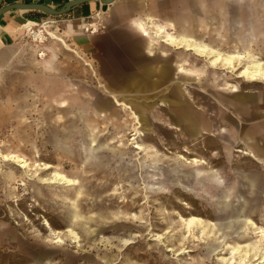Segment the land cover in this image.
Returning <instances> with one entry per match:
<instances>
[{
    "label": "rangeland",
    "instance_id": "rangeland-1",
    "mask_svg": "<svg viewBox=\"0 0 264 264\" xmlns=\"http://www.w3.org/2000/svg\"><path fill=\"white\" fill-rule=\"evenodd\" d=\"M123 1L127 0L120 3ZM148 2L145 12L151 9ZM109 6L97 12L100 19L94 13L75 20L76 31L94 33L90 23L97 24L95 33L107 30ZM249 8L241 6V19L245 20ZM63 23H51L50 28L59 24L61 30L66 26ZM256 39L254 44H234V40L231 44H210L223 54L244 55L234 59L235 70L222 63L217 68L207 67L206 59L191 51L164 44H158L157 49L167 52L173 68L184 63L191 69L203 70L204 87L198 79L187 77L184 88L190 101L206 110L215 104L213 96L220 95L218 85L226 83L236 84L238 93L258 94L264 99V82H247L236 76L239 68L253 59L264 62V39ZM70 45L82 59L61 44H56L51 56L53 51H38L46 53L39 58L51 57L60 63L62 76L55 79L59 88H70L90 102H100L104 91L97 81L105 80L84 65L88 60L98 69L95 53L91 48ZM117 51L113 56L119 58L122 52ZM210 55L207 54L211 60ZM34 81L28 79L27 94L11 105L0 97V264H260L254 255L264 247V238L243 219L252 218L259 226H264V220L259 214L250 216V210L231 209L235 172L253 170L264 175V167L238 151L245 149L243 143L230 144L210 134L186 140L174 128L166 129L165 107L153 105L163 98L151 90L147 95L123 97L146 108L149 128L145 133L141 122L138 128L131 129L133 121L128 120L126 112L111 105L106 119H116L114 114V118L108 116L113 110L119 121L127 120L129 129L114 143L106 144L104 139L121 135L122 131L108 129L100 122L93 128L100 139L92 136L89 143L81 144L79 135H75V153L68 158L54 142V125V129H46L40 120L39 90ZM158 133L165 144L156 143ZM234 134L231 127V141ZM141 137L148 146L141 144ZM137 143L142 149L134 146ZM2 154H18L28 166L4 160ZM47 163L51 164L48 168ZM56 172L71 178L73 184L54 182ZM192 215L212 220L217 226L208 227L204 233L193 226L189 233L180 216ZM261 216L264 219V214ZM128 240L132 242L128 244ZM232 246L240 247L241 252L232 253ZM245 251H250L246 259L242 254ZM37 254L41 256L40 263L35 262Z\"/></svg>",
    "mask_w": 264,
    "mask_h": 264
},
{
    "label": "crops",
    "instance_id": "crops-1",
    "mask_svg": "<svg viewBox=\"0 0 264 264\" xmlns=\"http://www.w3.org/2000/svg\"><path fill=\"white\" fill-rule=\"evenodd\" d=\"M68 1L70 0H0V8L12 3H36L60 9ZM120 1L114 0L106 4L101 0H88L72 6L62 15H50L28 8H12L1 14L0 97H4L6 105L25 96L28 79L35 80L33 85L39 90L40 120L46 129L54 125L55 129L51 128L56 132L54 142L59 152L71 158L76 146L74 136L79 135L81 144L89 143L92 136L100 139L93 130L100 122L106 124L108 129L122 131L121 135L104 139L106 144L114 143L123 136L124 130L129 129L127 120L119 121L117 114L112 113L115 112L113 110L108 116L114 118L115 115L116 119H111V122L106 119L111 105L126 112L128 120L133 121L131 129L138 128L141 122L145 133L149 128L146 108L123 97L147 95L152 90L163 98L153 105L165 107L166 129L174 128L175 133L179 131V135L186 140L210 134L223 138L230 144L241 142L245 149L238 148V151L264 167V99L258 94L238 93L236 84L226 83L224 86L218 85L220 95L213 96L216 105L204 110L199 103L193 104L190 101L184 88L187 77L198 79L204 87L206 83L203 82V70L191 69L184 63L173 68L171 61L167 60V52L157 49L158 44H164L191 51L197 57H204L207 67L217 68L218 63L212 65L209 56L199 54L188 48V45L219 51L210 44H231V40L235 41L234 44H254L256 38L264 39V0H148L151 9L147 12L143 11L146 0H127L122 4ZM108 5L111 12L107 17V30L92 34L76 31L75 20H84ZM241 6L250 7L245 20L240 18ZM122 19L126 21L122 22ZM59 20L66 26L58 30L59 24L56 28H50L49 25L51 36L45 43L31 39L25 31L28 22L49 24ZM208 26L212 30H207ZM158 29L164 30L163 37L154 34ZM166 36H173L181 44H168L162 40ZM56 44H61L79 58V51L70 44H78L84 50H93L98 69H94L88 60H84V65L88 70L91 69L93 75L97 77L99 74L105 80L97 81V86L104 91V94L100 93V102L96 99L90 102L81 94L71 92L70 88H59L55 79L62 76L59 74L60 63L50 59L51 57L40 59L38 54V51L44 49L46 53L53 51L50 56L53 55ZM118 49L122 52L119 58L113 56ZM248 56L253 57L251 54ZM224 67L231 70L226 65ZM236 76L247 82H264L262 79L248 80ZM221 122L228 125L224 126ZM242 122L248 126L240 124ZM231 127L235 132L232 141ZM158 134L156 143L165 144V139ZM142 137L141 144L144 145ZM201 166L204 167L203 164ZM262 199L264 175L253 170L236 171L231 181V209L250 210V216L259 214L260 220H264L261 218L264 214Z\"/></svg>",
    "mask_w": 264,
    "mask_h": 264
},
{
    "label": "bare ground",
    "instance_id": "bare-ground-1",
    "mask_svg": "<svg viewBox=\"0 0 264 264\" xmlns=\"http://www.w3.org/2000/svg\"><path fill=\"white\" fill-rule=\"evenodd\" d=\"M96 18H101V15L99 13L96 14ZM50 24H47L45 22L38 24L35 22H28L25 25V31L32 36V39L35 41L39 42H44L47 38H50L51 32L49 28ZM92 32H96L98 27L96 23H92ZM36 27H38L36 29ZM163 29H158L156 33H154L156 36L163 37ZM167 37V36H166ZM163 41L167 42L168 44H181L180 42L176 41V39L173 36H168L166 39H162ZM190 44V43H189ZM188 48H192L193 50L197 51L199 54H211V60L210 63L212 65H215L216 63H222L230 68H233L234 70L236 69V66L234 64V59H242L244 55L242 54H223L220 51H217L216 49H212L210 52L207 51V49L204 46H191L188 45ZM41 55H46L44 51L40 52ZM249 57V56H248ZM238 75L241 77H244L246 79L250 80H257V79H262L264 80V62L258 61V60H252L243 66H241L238 70ZM232 92V91H231ZM136 117L138 118V115L135 113ZM142 133V132H141ZM139 134V133H138ZM137 135V134H136ZM135 135V136H136ZM136 148L142 149V145L140 143H137L134 145ZM139 152V151H138ZM4 160H12L16 162H20L22 167L28 166V163L25 158L18 154H2L1 155ZM193 161H197L194 159ZM51 164L47 163L46 167H50ZM54 182H59V183H66V184H73V180L66 175L56 172L55 173V178L53 179ZM66 186V185H65ZM180 219L184 221L188 232H191V227L193 226H198L200 227L202 233H204L206 230H208V227H216L217 223L209 220L206 221L200 216L192 215L189 218H184L183 216H180ZM244 223L247 225L249 228H257V231L259 235L264 238V226H259L257 223L249 217H244ZM68 231L76 238L78 235L72 230L68 229ZM132 241L128 240L127 243H131ZM251 243V242H250ZM255 243V242H254ZM230 246V245H229ZM231 247V246H230ZM232 253L237 254L241 252L240 247H233L232 246ZM244 255V259L250 256V251H245V253H242ZM248 260V259H247ZM254 260H259L260 264H264V247L261 248V250L254 255ZM246 261V260H244Z\"/></svg>",
    "mask_w": 264,
    "mask_h": 264
},
{
    "label": "water",
    "instance_id": "water-1",
    "mask_svg": "<svg viewBox=\"0 0 264 264\" xmlns=\"http://www.w3.org/2000/svg\"><path fill=\"white\" fill-rule=\"evenodd\" d=\"M85 1H88V0H70L60 9H52V8H49L48 6H45L42 4H36V3H12V4H7L3 7H1L0 8V15L6 11L12 9V8L38 9V10H41L47 14H50V15H62L65 12H67L72 6L83 3ZM101 1L108 4V3H112L114 0H101ZM36 256L37 257L35 259V262L40 263L41 262V256L38 254Z\"/></svg>",
    "mask_w": 264,
    "mask_h": 264
},
{
    "label": "built area",
    "instance_id": "built-area-1",
    "mask_svg": "<svg viewBox=\"0 0 264 264\" xmlns=\"http://www.w3.org/2000/svg\"><path fill=\"white\" fill-rule=\"evenodd\" d=\"M48 24V23H47ZM49 24H51V23H49ZM92 23H90L89 25H91ZM38 27H36V29H37ZM93 29V28H92ZM91 32H92V30H91ZM30 35V34H29ZM30 37H31V39H32V36L30 35ZM40 53V52H39ZM40 55V54H39Z\"/></svg>",
    "mask_w": 264,
    "mask_h": 264
}]
</instances>
